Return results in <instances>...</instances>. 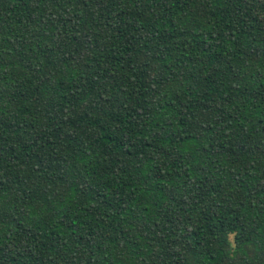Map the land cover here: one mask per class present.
<instances>
[{
  "label": "trees",
  "instance_id": "obj_1",
  "mask_svg": "<svg viewBox=\"0 0 264 264\" xmlns=\"http://www.w3.org/2000/svg\"><path fill=\"white\" fill-rule=\"evenodd\" d=\"M0 264H264V0H0Z\"/></svg>",
  "mask_w": 264,
  "mask_h": 264
}]
</instances>
